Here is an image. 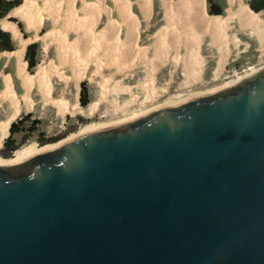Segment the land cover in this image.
Segmentation results:
<instances>
[{
	"label": "water",
	"instance_id": "obj_1",
	"mask_svg": "<svg viewBox=\"0 0 264 264\" xmlns=\"http://www.w3.org/2000/svg\"><path fill=\"white\" fill-rule=\"evenodd\" d=\"M0 264H264V70L0 165Z\"/></svg>",
	"mask_w": 264,
	"mask_h": 264
},
{
	"label": "rangeland",
	"instance_id": "obj_2",
	"mask_svg": "<svg viewBox=\"0 0 264 264\" xmlns=\"http://www.w3.org/2000/svg\"><path fill=\"white\" fill-rule=\"evenodd\" d=\"M31 1L34 4V14L42 17V24L38 26V29L35 27L28 29L26 19L16 13L15 9L1 22L2 27L5 22L16 25L19 34L15 36L11 30H5L12 35L15 50L9 52L13 53L12 56L6 53L0 54V90L4 87L3 77L6 75L11 77L17 97L25 94V87L22 86V81L17 74V61L14 56L16 55L14 52L22 47V40H25L29 42L28 46L32 43L39 44V63L32 73L28 65L26 70L34 74L37 68L43 65L50 72L51 96L47 97L46 93L37 86L31 90L32 108H24L15 121L31 115L24 126L28 127L33 120L39 121V124L28 139H24L23 134L14 136L21 147L12 157L0 156L1 165L14 164L12 160L21 149L33 146L36 150H41L44 147L71 140L88 129L96 131L123 125L162 107L175 106L193 97L209 95L236 86L264 70V52L258 51L256 43L241 34L243 45L239 50L230 46L229 55L223 67L216 74L218 50L210 46L209 38H207L200 46V57L204 63L201 73L198 79L187 83L183 52L177 55V60L174 58L173 51L156 57V51L153 48L154 35L166 27L159 0H152V12L149 19L143 18L138 7V0H127L130 3V14L136 18L139 25L138 48L147 50L143 56L130 55V57L124 53L117 55L116 51H113L112 43L108 42H103L105 45H101V48L92 53L97 43L98 33L110 22L121 24L118 41L125 39L122 18L112 0H100V2L98 0H59L60 13L57 18L50 21L45 19L48 9L46 0ZM242 1L248 4V0ZM213 2L223 7V13L220 16H225L227 1L213 0ZM69 3L72 4L68 5ZM92 5L104 8L110 13L99 14L97 23L88 36L80 27V22H87L85 10ZM208 6L206 0L207 15L217 16L209 14ZM70 8L74 12V18L71 21L68 20ZM254 14L263 19L261 13ZM9 18H14L17 22ZM47 35H51V38L46 40ZM61 41L65 47L64 50L61 47ZM245 42L250 43L247 49L244 46ZM72 47L74 49H70ZM71 50L77 51L79 54L77 56L86 59L84 73L79 82L75 80L74 72L77 66L76 60L70 58ZM25 55L26 52L24 54L26 61ZM232 81L236 83L228 86ZM82 82L86 83L89 92L90 103L87 107H82L80 104ZM56 101L65 103L66 108L60 109ZM93 104L95 108L92 111L90 108ZM57 137L60 140L55 143L44 145L41 143L42 140ZM5 139L0 145V150L4 146ZM40 150L36 151V154Z\"/></svg>",
	"mask_w": 264,
	"mask_h": 264
},
{
	"label": "bare ground",
	"instance_id": "obj_3",
	"mask_svg": "<svg viewBox=\"0 0 264 264\" xmlns=\"http://www.w3.org/2000/svg\"><path fill=\"white\" fill-rule=\"evenodd\" d=\"M98 1L100 2V0ZM226 1L227 7L225 9V16H208L206 13V0H159L160 7L164 13L166 27L154 35L155 41L153 48L156 51V57L166 55L168 52L173 51L175 54L174 58L177 60V55L183 52L185 55L184 65L188 80L187 83L198 79L201 73L204 63L200 57V46L205 43L207 38H209L210 46L218 50L219 57L216 74L223 67L229 55L230 46L239 50L241 45H243V41L240 38L241 34L246 36L249 40H253L256 43L258 51L264 52V20L256 16L249 5L242 0ZM46 2L48 4V9L45 19L49 21L54 20L60 13V1L46 0ZM112 2L115 7H117L122 18L121 22L125 27V39L121 42L118 41L121 24L118 22H110L104 30L98 33L96 39L97 43L92 53L94 54L98 48H101V45L104 44L103 42H108L112 43L113 51H116L117 55H122V53L128 55V57H130V55H145L147 50L138 48L139 25L136 18L130 14V3L127 0H112ZM71 4L72 3H69L68 5ZM138 7L143 18L149 19L152 12V0H138ZM72 8L69 9L68 13V20L70 21L74 18ZM33 10L34 4L31 0H24V4L15 9L16 13L26 19L28 29L34 27L38 29V26L42 24V17H37ZM85 11L87 22H80V27L86 31V35L90 36V30L97 23L99 14L103 12L109 14L110 12L95 5L86 8ZM2 28L4 30H11L15 36L19 34L17 26L11 23L5 22ZM228 34L229 36H227ZM49 38H51V35L45 37L46 40ZM28 43V41L22 40V47L14 52L17 61V74L22 81V86L25 87V94L21 97H17L11 77L6 75L3 77L4 87L0 90V145H2V141L8 136L10 126L18 118L24 108H32L33 102L30 94L35 86L45 92L47 97L50 98L51 96V86L49 82L50 72L41 64L33 75L26 70L27 63L24 60V54ZM249 45L250 43L245 42V49H247ZM61 47H63L62 41ZM64 48L65 47H63V50ZM70 49H74V47ZM5 53L8 54V56H12L13 54L9 52ZM69 55H71V59L76 60L77 68L74 74L75 80L79 82L84 73L86 59L77 56L79 54L75 50H71ZM118 58L120 57L118 56ZM234 83L236 82L232 81L228 86ZM56 105H58L60 109L66 108L65 103L56 101ZM94 108V104L91 105L90 109L92 111ZM93 131V129H88L77 137ZM74 137L75 138L71 140L77 138L76 136ZM62 144L47 146L41 150H36L33 146L24 148L23 150L21 149L17 152L16 157L13 158L12 163H21L36 155V151L38 150H40L39 153H43L57 149Z\"/></svg>",
	"mask_w": 264,
	"mask_h": 264
},
{
	"label": "trees",
	"instance_id": "obj_4",
	"mask_svg": "<svg viewBox=\"0 0 264 264\" xmlns=\"http://www.w3.org/2000/svg\"><path fill=\"white\" fill-rule=\"evenodd\" d=\"M208 2V11L210 15H217L220 16L223 13V7L213 0H207ZM23 4V0H0V54L3 52H12L15 50V44L10 32L5 31L2 26L1 22L9 16V14L16 8L20 7ZM248 5L250 9L258 14L261 13L264 19V0H248ZM11 21L17 22L14 18H9ZM38 43H32L27 47L26 50V63L30 72L32 73L34 68L38 65ZM1 68V65H0ZM33 75V74H31ZM90 103L89 100V92L86 87V83H81V90H80V104L82 107H87ZM31 115H26L21 118L19 121H14L10 126V134L5 139L4 146L0 150V156L5 158L12 157L14 152L20 149L21 144H18L14 138L16 134H23L24 139H28V137L36 131V126L39 124V121L33 120L31 121L28 127L24 125L26 122L30 120ZM60 138H51L48 140H42L41 143L44 145L46 143H55L59 141Z\"/></svg>",
	"mask_w": 264,
	"mask_h": 264
},
{
	"label": "crops",
	"instance_id": "obj_5",
	"mask_svg": "<svg viewBox=\"0 0 264 264\" xmlns=\"http://www.w3.org/2000/svg\"><path fill=\"white\" fill-rule=\"evenodd\" d=\"M3 53H5V52H3ZM124 58H126V56H124Z\"/></svg>",
	"mask_w": 264,
	"mask_h": 264
}]
</instances>
